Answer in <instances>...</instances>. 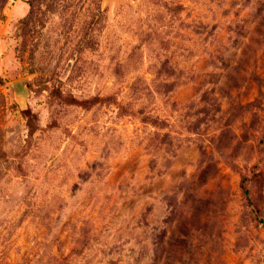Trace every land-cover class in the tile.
Instances as JSON below:
<instances>
[{
  "label": "rangeland",
  "instance_id": "374dc122",
  "mask_svg": "<svg viewBox=\"0 0 264 264\" xmlns=\"http://www.w3.org/2000/svg\"><path fill=\"white\" fill-rule=\"evenodd\" d=\"M0 264H264V0H0Z\"/></svg>",
  "mask_w": 264,
  "mask_h": 264
},
{
  "label": "water",
  "instance_id": "95a60500",
  "mask_svg": "<svg viewBox=\"0 0 264 264\" xmlns=\"http://www.w3.org/2000/svg\"><path fill=\"white\" fill-rule=\"evenodd\" d=\"M14 87L16 89V92L20 94L21 98L23 99V97L26 95V88L24 87V85L21 82L16 81L14 83Z\"/></svg>",
  "mask_w": 264,
  "mask_h": 264
}]
</instances>
